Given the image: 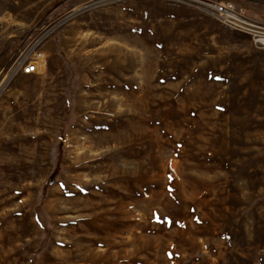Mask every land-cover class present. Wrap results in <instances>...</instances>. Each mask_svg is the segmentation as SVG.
Listing matches in <instances>:
<instances>
[{
    "label": "rangeland",
    "instance_id": "obj_1",
    "mask_svg": "<svg viewBox=\"0 0 264 264\" xmlns=\"http://www.w3.org/2000/svg\"><path fill=\"white\" fill-rule=\"evenodd\" d=\"M197 1L0 0V264H264V50Z\"/></svg>",
    "mask_w": 264,
    "mask_h": 264
},
{
    "label": "built area",
    "instance_id": "obj_2",
    "mask_svg": "<svg viewBox=\"0 0 264 264\" xmlns=\"http://www.w3.org/2000/svg\"><path fill=\"white\" fill-rule=\"evenodd\" d=\"M198 2V1H197ZM203 11L215 19L221 25L241 32L250 38L252 45L256 49L264 50V24L250 17L247 10L237 6L232 1H211L205 0L198 2ZM43 55L41 52H34L24 56L18 63L17 67L10 71L11 74L32 75L40 70ZM18 69L20 72H16Z\"/></svg>",
    "mask_w": 264,
    "mask_h": 264
},
{
    "label": "bare ground",
    "instance_id": "obj_3",
    "mask_svg": "<svg viewBox=\"0 0 264 264\" xmlns=\"http://www.w3.org/2000/svg\"><path fill=\"white\" fill-rule=\"evenodd\" d=\"M41 66V65H40ZM3 158V157H2Z\"/></svg>",
    "mask_w": 264,
    "mask_h": 264
}]
</instances>
